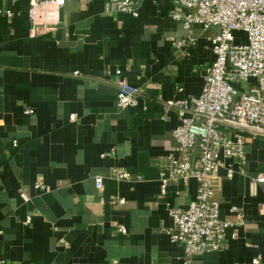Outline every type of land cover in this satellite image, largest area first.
Masks as SVG:
<instances>
[{
    "label": "crops",
    "instance_id": "obj_1",
    "mask_svg": "<svg viewBox=\"0 0 264 264\" xmlns=\"http://www.w3.org/2000/svg\"><path fill=\"white\" fill-rule=\"evenodd\" d=\"M51 7L36 8L32 31L28 0H0V264H184L167 206L187 207L197 182L160 191L179 122L165 100L200 94L217 27L186 29L175 0H140L137 16L103 0ZM117 68L138 88L134 106L116 104ZM225 162L232 176L220 167L211 183L234 224L190 264H264V182L250 184L264 172V138L248 140L242 170Z\"/></svg>",
    "mask_w": 264,
    "mask_h": 264
},
{
    "label": "built area",
    "instance_id": "obj_2",
    "mask_svg": "<svg viewBox=\"0 0 264 264\" xmlns=\"http://www.w3.org/2000/svg\"><path fill=\"white\" fill-rule=\"evenodd\" d=\"M103 1L108 12L139 14L140 0ZM175 1L180 8L172 12V17L181 21L186 29L195 23L203 30L217 27V31L208 36L214 59L204 68L200 94L165 100V104L178 113L179 122L172 130L177 144L165 157L160 191L165 193L166 185L171 181L186 183L194 178L197 182L195 196L187 207L167 206L171 217L167 233L172 241L181 244L183 263L190 264L202 252L221 249L225 229L234 224L233 220L219 214V201L211 183L213 177L220 167H225L226 175L232 176L235 170L226 164V159L236 160L238 169L242 170L248 140L264 138V0ZM64 2L28 0L33 22L31 30L36 27V8L51 4L48 12L53 14ZM4 11L10 14V10ZM241 36L243 40L239 39ZM186 40H193V37L188 35L174 40V44L181 46ZM115 82L116 104L119 107L134 106L137 86L119 68ZM112 174L130 179L126 171L114 169ZM94 182L98 188L103 186L100 175L94 176ZM258 182H264V172L254 176L250 184L253 187ZM20 196L28 198L23 191ZM109 202L119 206L125 199L111 196ZM260 210L264 213V204ZM117 229L126 232L124 224H119ZM254 260L257 261V257Z\"/></svg>",
    "mask_w": 264,
    "mask_h": 264
},
{
    "label": "rangeland",
    "instance_id": "obj_3",
    "mask_svg": "<svg viewBox=\"0 0 264 264\" xmlns=\"http://www.w3.org/2000/svg\"><path fill=\"white\" fill-rule=\"evenodd\" d=\"M242 33V32H241ZM243 35V34H242ZM239 39H241V40H243V37L241 36V38H239Z\"/></svg>",
    "mask_w": 264,
    "mask_h": 264
}]
</instances>
